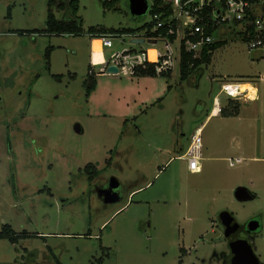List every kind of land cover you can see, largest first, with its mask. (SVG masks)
I'll use <instances>...</instances> for the list:
<instances>
[{
    "label": "rangeland",
    "instance_id": "1",
    "mask_svg": "<svg viewBox=\"0 0 264 264\" xmlns=\"http://www.w3.org/2000/svg\"><path fill=\"white\" fill-rule=\"evenodd\" d=\"M79 1L83 35L59 36L46 32L49 0H0V232L28 235L0 239V264H217L211 256L228 250L218 223L224 209L240 224L262 221L252 244L264 263V59L231 31L218 34L226 43L188 80L171 45V76L111 74L96 64L90 92V28L143 34L152 6L137 18L130 0L113 8ZM62 2L51 6L56 18H74ZM108 37L107 62L126 51V60L164 51L162 42ZM229 81L252 83L259 99L221 97L223 112L239 115L207 121L202 170L192 174L184 151ZM89 164L99 178L119 179L120 202L99 197ZM240 185L255 199L239 201L232 188Z\"/></svg>",
    "mask_w": 264,
    "mask_h": 264
},
{
    "label": "built area",
    "instance_id": "2",
    "mask_svg": "<svg viewBox=\"0 0 264 264\" xmlns=\"http://www.w3.org/2000/svg\"><path fill=\"white\" fill-rule=\"evenodd\" d=\"M170 2L172 10L169 14L166 15L164 12L152 14L151 22L155 25L151 32H159L158 35H147L148 29L141 35H123L129 36L132 40L162 42L164 51L156 54V60L152 62L145 52L141 56L133 57L132 60L133 55H129V59L126 60L125 54L131 53L126 51L124 55L113 54V61H105L106 68L116 65L119 68L118 73L131 69L135 74L137 68L156 63V72L162 74L173 70L176 65L177 58L174 57L171 45H178L180 64L183 48L187 52L194 53L195 57H199L205 47L220 41L217 39L218 34L223 30H227L228 33L232 31L242 34L241 36L249 43V49L257 52L260 58L264 59V0H171ZM206 9H209L208 12ZM172 37L175 39L172 40ZM100 40L104 47L113 46L111 37L105 36ZM93 56L94 52H92V68L96 66ZM121 67L126 68L121 70ZM240 83L229 81L221 84L220 92L214 98L212 114L222 111L221 95L235 101L259 99V95L246 97L247 92L242 93L238 88ZM256 90L258 93L257 88ZM203 148V130L199 127L195 130L183 154L188 171L192 174L200 173L202 170Z\"/></svg>",
    "mask_w": 264,
    "mask_h": 264
},
{
    "label": "trees",
    "instance_id": "3",
    "mask_svg": "<svg viewBox=\"0 0 264 264\" xmlns=\"http://www.w3.org/2000/svg\"><path fill=\"white\" fill-rule=\"evenodd\" d=\"M61 1V2H59ZM119 0H105L104 6L107 8H113L116 5V2ZM171 0H149L151 3L152 9L151 14L164 12L166 15L170 13L172 10V5L170 4ZM50 3V13H49V19H48V28L46 30L47 34L49 35H71V36H80L83 35V20L78 16L79 12V0H68V6L73 12L74 18H71L69 20H58L53 13V10L51 9V6L53 4H59L60 8H65V3L62 2V0H49ZM209 9H206V12H208ZM155 23L151 22L146 24L143 27L144 32L147 31V35L149 36H156L159 34L152 33L151 30L154 27ZM138 31L136 30H121V31H115V30H101L97 29L95 27H91L89 30V34L92 39H101L105 36L109 35H136ZM140 33V32H138ZM212 33V32H211ZM242 35V34H241ZM175 37H172V40H174ZM247 40V39H245ZM226 42L225 41H217L212 45H209L204 48L202 53L199 57H195L194 53L187 52L185 49H182L181 53V61H180V72H181V79L183 81L188 80L191 76L193 71L197 69H203V67L208 66L211 64L214 52L223 46ZM49 58V55L47 56ZM93 70L92 66L89 70V81H88V89L90 92L94 91L97 85V74L95 71L91 72ZM172 70H169L167 72H164L162 74H158L156 72V63H149L146 67H139L135 70V75L139 77H159V76H171ZM232 107L236 106L235 103L230 102V106ZM237 108V107H235ZM234 112H222L224 116L230 117V116H236L239 115L238 108L235 109ZM86 172L90 176V179H95L99 175V170L96 165L89 164L86 167ZM25 234H18L16 233L10 226L3 227V229L0 232V239H7L11 241L12 243H17L22 239Z\"/></svg>",
    "mask_w": 264,
    "mask_h": 264
},
{
    "label": "water",
    "instance_id": "4",
    "mask_svg": "<svg viewBox=\"0 0 264 264\" xmlns=\"http://www.w3.org/2000/svg\"><path fill=\"white\" fill-rule=\"evenodd\" d=\"M130 9L133 15L137 18L145 16L150 8L149 0H130ZM133 44H143L145 39H133ZM108 72L111 74H117L119 68L116 65H111L108 67ZM77 130L81 132V128L77 127ZM112 182L117 181V178H112ZM119 188V184H113L109 189H102L98 192L99 196L103 198L104 202L107 204H114L122 200V196L116 191ZM235 197L239 201L247 202L254 200V196L249 192L246 187H238L235 191ZM224 216L227 217L226 227L227 232L230 234L238 233L241 226L237 219L230 213L224 212ZM261 228V221L254 219L248 223V231L256 232ZM231 248L233 251L234 259L233 264H264L261 262L260 258L257 256L253 244L247 239H240L231 243ZM236 261L238 263H236Z\"/></svg>",
    "mask_w": 264,
    "mask_h": 264
},
{
    "label": "flooded vegetation",
    "instance_id": "5",
    "mask_svg": "<svg viewBox=\"0 0 264 264\" xmlns=\"http://www.w3.org/2000/svg\"><path fill=\"white\" fill-rule=\"evenodd\" d=\"M111 179L110 180H106V178L102 179V178H99V176H97L96 177V181H95L96 192L98 193L102 189H109L110 186L113 185V184H119V188L116 191L118 192V194L120 196H123L122 195V191H121L122 183L119 181V179H117V181H115V182H112ZM241 186L242 185H240L238 187H241ZM242 187H244V186H242ZM101 199L103 200V198H101ZM224 212H228V213L232 214L234 217H235V215L229 209H224V210L219 212V216H218V223H219L221 229L223 230L222 232L224 233V237L226 239V246H227L228 250H217V252H215L211 256V261L212 262H217V264H233L234 255H233V251H232V248H231V243H233L235 241H238L240 239H247L250 243H252L253 235L257 234L260 231L261 228L258 231L251 233V232L248 231V223L251 220H249L248 222H246L244 224H240L238 222L240 224V226H241L239 232L237 234L236 233H234V234L230 233L229 234L227 232V227H226V225H227L226 224L227 217L224 216V214H223ZM261 224H262V221H261ZM205 262L206 261L203 260V264H205ZM236 263H238V262L236 261Z\"/></svg>",
    "mask_w": 264,
    "mask_h": 264
},
{
    "label": "bare ground",
    "instance_id": "6",
    "mask_svg": "<svg viewBox=\"0 0 264 264\" xmlns=\"http://www.w3.org/2000/svg\"><path fill=\"white\" fill-rule=\"evenodd\" d=\"M152 51H154V50H152ZM93 52H94V56H93L94 63L95 64L104 63V60H102V57H103L102 56V42L100 39L94 40ZM150 58H152V60H154L155 59V53L152 52ZM100 60H102V62H99ZM238 88L241 90L242 93L247 92L246 97H248L249 95H251L253 97V95H254L253 93L256 90V86L253 85L252 83H240ZM217 112L218 111L215 112V115L218 114Z\"/></svg>",
    "mask_w": 264,
    "mask_h": 264
},
{
    "label": "crops",
    "instance_id": "7",
    "mask_svg": "<svg viewBox=\"0 0 264 264\" xmlns=\"http://www.w3.org/2000/svg\"><path fill=\"white\" fill-rule=\"evenodd\" d=\"M226 34H228V32H227V30H223V31H221L220 33H219V36H223V35H226ZM136 35H141V34H139V33H137ZM93 40V39H92ZM94 40H96V39H94ZM94 40H93V46H92V48L94 47ZM141 45V44H140ZM150 51H152V50H150ZM155 51V50H154ZM145 52V51H144ZM147 54H148V52H146ZM156 53V52H155ZM157 54V53H156ZM96 56V55H95ZM102 60H104V63H105V59L102 57ZM102 60H100L99 62H102ZM150 60H151V58H150ZM155 60H156V58H155ZM155 60H151L152 62H154ZM104 63H101V64H104ZM113 62H111V64H112ZM256 88L258 89V87L256 86ZM254 95H253V97L254 96H256V95H259L260 94V91H259V89H258V93L256 92V90L254 91V93H253ZM217 96V95H216ZM215 96V97H216ZM221 97H222V95H221ZM221 97H220V99H221ZM232 101V100H231ZM258 101V100H257ZM221 105H222V102H221ZM212 110H213V108H212ZM222 112H223V107H222V111L220 112V113H218V114H212V111H211V113H210V115L208 116V118H207V120H206V122L202 125V126H200V127H202V130H203V132H204V127H205V125H206V123H207V121H209L212 117H226V116H224L223 114H222ZM228 113V112H227ZM199 128V127H198ZM203 142H204V140H203ZM240 163V162H239ZM251 183H252V185L254 184V182L253 181H251ZM245 187V186H244ZM248 189V188H247ZM235 190H236V188H232V192H233V194H235ZM249 190V192L254 196V197H256V194L251 190V189H248ZM255 199V198H254ZM243 202V201H242ZM16 232V231H15ZM16 233H18V232H16ZM18 234H25L24 236L26 237V236H28L27 235V233H18Z\"/></svg>",
    "mask_w": 264,
    "mask_h": 264
}]
</instances>
